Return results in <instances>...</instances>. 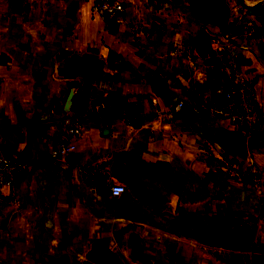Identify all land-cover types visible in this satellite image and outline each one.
<instances>
[{"label":"crops","instance_id":"crops-1","mask_svg":"<svg viewBox=\"0 0 264 264\" xmlns=\"http://www.w3.org/2000/svg\"><path fill=\"white\" fill-rule=\"evenodd\" d=\"M123 1L138 39L92 15L93 0H0V145L27 164L17 201L0 208V264H86L98 240L123 264H207L226 243L264 255V0L233 1L224 26L189 0ZM227 47L263 114L242 150L227 121L159 115L225 87ZM116 95L137 104L133 126L87 122L73 156L50 158L70 116ZM88 166L126 192L86 183ZM252 168L260 191L235 176Z\"/></svg>","mask_w":264,"mask_h":264},{"label":"built area","instance_id":"built-area-1","mask_svg":"<svg viewBox=\"0 0 264 264\" xmlns=\"http://www.w3.org/2000/svg\"><path fill=\"white\" fill-rule=\"evenodd\" d=\"M91 13L111 25L126 24L135 39L140 38L144 33L141 23L126 21V4L123 0H93ZM220 69L226 80L225 87L216 88L212 93L198 94L189 106L180 102L172 110L161 112L160 117L171 121L176 114L188 109L196 116L231 123L236 133L245 140L255 137L263 124L262 110L254 83L243 72L237 55L231 47L225 49ZM136 110V103L117 95L96 100L89 109L80 110L66 120L61 144L50 154V158L60 160L73 156L77 151V139L87 122L118 115L126 125L133 126L138 119ZM26 167L27 164L18 160L0 145V208L17 201L20 178ZM239 173L236 174L240 175ZM82 175L86 183L112 197H121L126 192L125 185L111 182L107 174L97 167L84 168ZM249 176L252 178L253 188L260 191L262 186L260 172L252 168Z\"/></svg>","mask_w":264,"mask_h":264},{"label":"rangeland","instance_id":"rangeland-1","mask_svg":"<svg viewBox=\"0 0 264 264\" xmlns=\"http://www.w3.org/2000/svg\"><path fill=\"white\" fill-rule=\"evenodd\" d=\"M190 1V0H189ZM235 0H193L191 3L192 8L196 14L201 15L204 19L217 23L220 26H224L229 17L230 12L232 10V3ZM236 172L237 170L234 169ZM236 177L240 178H250V182L252 183V178L249 177L247 171H240V175H235ZM115 233L117 230H114ZM232 229L226 230V240L229 237L231 240L232 237L228 235L232 233ZM118 232L122 233L123 230L120 229ZM225 251H212L210 249V253L212 254V258L207 264H264V255L257 254L255 258L249 260V255L247 253L248 246H234L232 243H226L224 246ZM241 249V252H236V250ZM257 250L264 253V243L258 241Z\"/></svg>","mask_w":264,"mask_h":264},{"label":"trees","instance_id":"trees-1","mask_svg":"<svg viewBox=\"0 0 264 264\" xmlns=\"http://www.w3.org/2000/svg\"><path fill=\"white\" fill-rule=\"evenodd\" d=\"M190 2H193V0H190ZM238 143V148L242 150V147L245 146V139L241 137ZM87 259L86 264H123L104 240H98L92 245Z\"/></svg>","mask_w":264,"mask_h":264}]
</instances>
